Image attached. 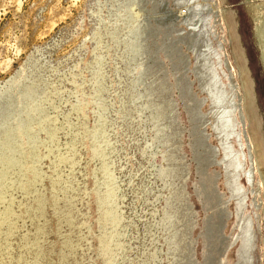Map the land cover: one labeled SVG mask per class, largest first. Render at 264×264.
<instances>
[{
    "label": "rangeland",
    "instance_id": "rangeland-1",
    "mask_svg": "<svg viewBox=\"0 0 264 264\" xmlns=\"http://www.w3.org/2000/svg\"><path fill=\"white\" fill-rule=\"evenodd\" d=\"M242 93L240 0H0V264H264Z\"/></svg>",
    "mask_w": 264,
    "mask_h": 264
},
{
    "label": "bare ground",
    "instance_id": "bare-ground-1",
    "mask_svg": "<svg viewBox=\"0 0 264 264\" xmlns=\"http://www.w3.org/2000/svg\"><path fill=\"white\" fill-rule=\"evenodd\" d=\"M240 1H242L244 3V7L246 8V11L248 13V16H249V19H250V23H251V31H252V38H253L254 47H255V50L257 52V56H258L259 62L261 64L262 70L264 72V0H240ZM234 4H236V3H234ZM216 9H217V12H218L217 15L219 16V18L223 22H225L223 14L221 12H219L221 9H219V8H216ZM224 25H225V23H224ZM240 26H241V24H240ZM248 55H249V53H248ZM252 58H253V56H252ZM237 71H238V69H237ZM254 78H255V76H254ZM239 87L242 88V85L239 84ZM243 98H244V93H242V100H240V101H242V105H241L242 106V111H243V114H244V116H245V118L247 120V118H248L247 110L245 108V104L243 102ZM261 100H263V99H261ZM235 106H236V104H235ZM243 124H244V126L246 124V135H247V138H248V141H249V144H250V149H251L250 151H251L252 158H253V160L251 161L253 163L252 164L253 167H252V170H250L251 171L250 179H258V181L260 183L261 199H262V202H261V205H262L261 213H262L263 218H264V152L262 151V149L260 147V141L258 139H256V137L254 135L255 131H254L253 127L249 128L248 120H247V122L244 120ZM255 174H257V177H256ZM263 231H264V227H263ZM263 240H264V237H263Z\"/></svg>",
    "mask_w": 264,
    "mask_h": 264
}]
</instances>
